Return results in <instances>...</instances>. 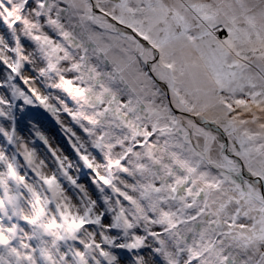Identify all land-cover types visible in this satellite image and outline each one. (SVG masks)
Instances as JSON below:
<instances>
[{
  "label": "snow or ice",
  "instance_id": "snow-or-ice-1",
  "mask_svg": "<svg viewBox=\"0 0 264 264\" xmlns=\"http://www.w3.org/2000/svg\"><path fill=\"white\" fill-rule=\"evenodd\" d=\"M0 264H264V0H0Z\"/></svg>",
  "mask_w": 264,
  "mask_h": 264
}]
</instances>
